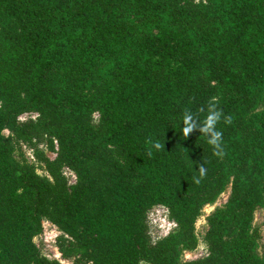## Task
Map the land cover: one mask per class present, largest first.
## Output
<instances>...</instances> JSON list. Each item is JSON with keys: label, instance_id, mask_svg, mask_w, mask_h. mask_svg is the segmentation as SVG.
<instances>
[{"label": "trees", "instance_id": "obj_1", "mask_svg": "<svg viewBox=\"0 0 264 264\" xmlns=\"http://www.w3.org/2000/svg\"><path fill=\"white\" fill-rule=\"evenodd\" d=\"M263 96L264 0H0V264H63L35 243L45 220L72 264H182L228 186L187 264H264ZM157 205L176 230L153 241Z\"/></svg>", "mask_w": 264, "mask_h": 264}, {"label": "rangeland", "instance_id": "obj_2", "mask_svg": "<svg viewBox=\"0 0 264 264\" xmlns=\"http://www.w3.org/2000/svg\"><path fill=\"white\" fill-rule=\"evenodd\" d=\"M264 109V96L261 99V104L258 111ZM31 116V114H23L20 119H26ZM98 119V114L95 115ZM5 134H9V131H5ZM41 148L44 150L45 154L50 158L55 157V153L51 152L48 147L43 144ZM14 157L21 162L33 164L36 170L42 175H48L44 165L35 156L34 149L28 143L14 139ZM64 174L67 176L69 183H74L76 176L68 169L64 170ZM231 192L230 186L227 187L225 192L219 196L215 203L206 205L201 215L199 216L196 223V231L198 235V246L192 251H184L182 257V264H187L188 261L193 259H198L204 257L208 253V246L205 240L206 232L209 228V217L218 209L224 208ZM255 225L260 229V246L259 252L264 256V207H259L255 213L254 219ZM149 224L151 230V236L153 239H160L169 235L176 230V226L173 224V220L168 217V209L163 205H157L153 207L149 213ZM44 231L35 237V243L40 248L43 255L50 259H58L63 264H72L69 260H64L61 258L56 246V238L60 234V230L56 225L48 220L43 222ZM147 264V263H142Z\"/></svg>", "mask_w": 264, "mask_h": 264}, {"label": "clouds", "instance_id": "obj_3", "mask_svg": "<svg viewBox=\"0 0 264 264\" xmlns=\"http://www.w3.org/2000/svg\"><path fill=\"white\" fill-rule=\"evenodd\" d=\"M219 119V114H212L209 115L206 121V126L201 129V132H208L211 130L212 126L217 122V120ZM226 122H227V118H226ZM194 125L192 123H190V117H185L184 118V127L182 128V133L185 137H187V135L193 130ZM208 143L210 145H213L216 149H218L219 151H217L215 154L216 155H222V149H221V132L220 131H215L212 134V137L210 140H208ZM155 148L159 149L160 148V144L156 143L154 145ZM201 173L203 172V168L200 169Z\"/></svg>", "mask_w": 264, "mask_h": 264}, {"label": "built area", "instance_id": "obj_4", "mask_svg": "<svg viewBox=\"0 0 264 264\" xmlns=\"http://www.w3.org/2000/svg\"><path fill=\"white\" fill-rule=\"evenodd\" d=\"M65 169L70 170L72 172V174L74 175V177L76 176L75 173L71 169H69V168H65ZM173 224L176 226V223L174 221H173ZM150 233H152L151 230H150ZM156 240H158V239H156ZM156 240L153 239V241H156Z\"/></svg>", "mask_w": 264, "mask_h": 264}]
</instances>
